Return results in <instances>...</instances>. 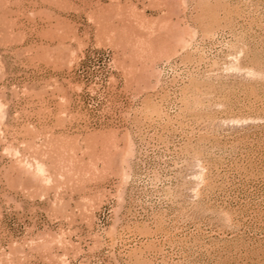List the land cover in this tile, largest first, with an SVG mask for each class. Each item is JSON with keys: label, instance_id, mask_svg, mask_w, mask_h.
Wrapping results in <instances>:
<instances>
[{"label": "rangeland", "instance_id": "374dc122", "mask_svg": "<svg viewBox=\"0 0 264 264\" xmlns=\"http://www.w3.org/2000/svg\"><path fill=\"white\" fill-rule=\"evenodd\" d=\"M0 264H264V0H0Z\"/></svg>", "mask_w": 264, "mask_h": 264}, {"label": "bare ground", "instance_id": "6f19581e", "mask_svg": "<svg viewBox=\"0 0 264 264\" xmlns=\"http://www.w3.org/2000/svg\"><path fill=\"white\" fill-rule=\"evenodd\" d=\"M43 166V165H42ZM43 168V167H42ZM44 172V171H43Z\"/></svg>", "mask_w": 264, "mask_h": 264}]
</instances>
